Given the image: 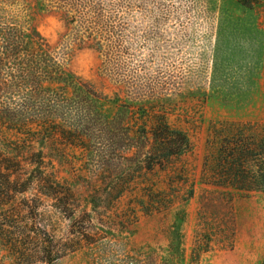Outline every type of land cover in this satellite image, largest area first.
I'll return each instance as SVG.
<instances>
[{"label":"rangeland","instance_id":"rangeland-1","mask_svg":"<svg viewBox=\"0 0 264 264\" xmlns=\"http://www.w3.org/2000/svg\"><path fill=\"white\" fill-rule=\"evenodd\" d=\"M4 1L98 93L102 112L85 125H0V223L12 226L0 264H261L264 0ZM158 115L190 149L140 169L139 134ZM235 134L253 146L243 168L253 188L208 183ZM125 174L122 196L99 198ZM44 175L73 192L72 218L41 192Z\"/></svg>","mask_w":264,"mask_h":264},{"label":"trees","instance_id":"trees-1","mask_svg":"<svg viewBox=\"0 0 264 264\" xmlns=\"http://www.w3.org/2000/svg\"><path fill=\"white\" fill-rule=\"evenodd\" d=\"M237 1L245 7L252 4L251 1ZM0 3L3 4L0 6V125H85L95 121L96 114L102 112L98 93L66 69L61 57L48 47L46 40L34 28L25 27L15 15L6 13L4 0H0ZM77 13L81 17L82 13ZM65 14L62 22L69 28L70 20L75 15ZM241 137V134L232 135L231 140L222 144V158L213 162L208 183L219 186L246 183L248 188H253L257 177L243 169L253 146ZM139 138L141 142L137 151L141 159L140 169L161 167L171 157L190 149L187 136L181 130L170 127L163 115L154 119L149 130L143 127ZM130 148L133 147H127ZM13 160V172L20 171V160L16 157ZM15 177L17 180L18 176ZM132 180L131 176L125 174L121 177L122 187L115 191L106 190L99 194V198L108 201L119 198ZM262 182L264 186V177ZM38 184L43 195L56 201L55 206L64 216L73 217L77 205L73 202L70 188L55 182L48 175H44ZM15 187L16 183L12 187V193L16 194L18 189ZM19 214H12V218L16 220ZM15 220L14 227L17 226ZM9 227H12L9 223L1 222L0 236H5ZM24 229L28 239L39 241L37 228ZM49 245L51 243L43 247L46 253L50 252ZM261 264H264V258Z\"/></svg>","mask_w":264,"mask_h":264}]
</instances>
